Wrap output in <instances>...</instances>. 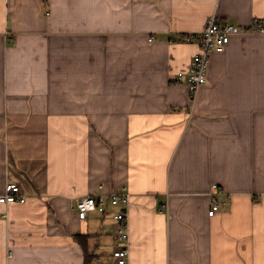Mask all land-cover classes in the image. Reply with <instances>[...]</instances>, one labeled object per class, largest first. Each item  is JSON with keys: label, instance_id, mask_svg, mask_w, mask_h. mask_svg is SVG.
<instances>
[{"label": "crops", "instance_id": "0c3cea01", "mask_svg": "<svg viewBox=\"0 0 264 264\" xmlns=\"http://www.w3.org/2000/svg\"><path fill=\"white\" fill-rule=\"evenodd\" d=\"M213 14L247 26L264 0H0V195L26 197L0 203V264H85L76 235L91 264L119 245L128 264H264V33L212 52L191 115L172 82ZM99 185L131 192L128 242L72 207Z\"/></svg>", "mask_w": 264, "mask_h": 264}, {"label": "built area", "instance_id": "2783aa9c", "mask_svg": "<svg viewBox=\"0 0 264 264\" xmlns=\"http://www.w3.org/2000/svg\"><path fill=\"white\" fill-rule=\"evenodd\" d=\"M264 33V18L256 17L247 26L234 25L222 21L216 14L211 15L204 29L200 32L185 33L182 35L186 42L197 43L199 49L193 56L190 69L186 73H179L172 78L176 84L185 83L188 88L190 115L194 109L195 99L200 87L207 82V71L210 64L211 54L214 51H222L229 44L231 36L243 33ZM154 36L149 39L152 41ZM179 110L172 107V111ZM103 185H99L98 192L83 196L76 200L72 207L80 219H86L90 213L101 215H112L117 224L116 237L119 242L125 243L129 240V218L128 208L131 201V192L127 185H123L118 191L106 194ZM220 187L214 183L210 192L209 215H214L221 207L218 195ZM26 197L20 193V187L14 183H8L4 192L0 195V203L9 204L16 201H25ZM111 205L114 209H110ZM10 256L12 253H9ZM113 257L117 264H128V246L119 245L113 251Z\"/></svg>", "mask_w": 264, "mask_h": 264}, {"label": "trees", "instance_id": "16d2710c", "mask_svg": "<svg viewBox=\"0 0 264 264\" xmlns=\"http://www.w3.org/2000/svg\"><path fill=\"white\" fill-rule=\"evenodd\" d=\"M76 240L83 247L84 255H85V264H91L94 256L88 249V236L76 235Z\"/></svg>", "mask_w": 264, "mask_h": 264}]
</instances>
